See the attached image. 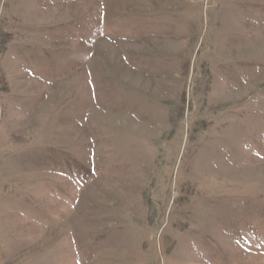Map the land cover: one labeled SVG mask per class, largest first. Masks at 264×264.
Here are the masks:
<instances>
[{
  "label": "rangeland",
  "instance_id": "374dc122",
  "mask_svg": "<svg viewBox=\"0 0 264 264\" xmlns=\"http://www.w3.org/2000/svg\"><path fill=\"white\" fill-rule=\"evenodd\" d=\"M0 264H264V0H0Z\"/></svg>",
  "mask_w": 264,
  "mask_h": 264
}]
</instances>
